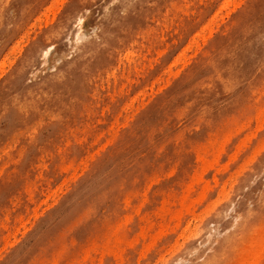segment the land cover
<instances>
[{
    "label": "rangeland",
    "instance_id": "obj_1",
    "mask_svg": "<svg viewBox=\"0 0 264 264\" xmlns=\"http://www.w3.org/2000/svg\"><path fill=\"white\" fill-rule=\"evenodd\" d=\"M4 1L0 264H165L264 166V50L250 56L264 0H103L114 26L104 35L93 0ZM82 13L58 59L56 34ZM44 47L30 87L62 64L93 63L82 88L73 77L74 96L52 106L18 86ZM262 184L246 213L227 214L200 264H264Z\"/></svg>",
    "mask_w": 264,
    "mask_h": 264
},
{
    "label": "bare ground",
    "instance_id": "obj_2",
    "mask_svg": "<svg viewBox=\"0 0 264 264\" xmlns=\"http://www.w3.org/2000/svg\"><path fill=\"white\" fill-rule=\"evenodd\" d=\"M108 4L111 2H114L115 0H105ZM231 1V0H230ZM229 1V3H230ZM234 2V1H233ZM225 3V1H224ZM238 3V2H237ZM234 2V4H237ZM9 1H4L3 5L0 7L1 10L5 9V6H8ZM227 6H231V3L228 4L226 2ZM227 6H225L222 8H227ZM234 6V5H233ZM220 7V8H221ZM103 0L100 2V0H93L92 4H91V8L90 10H92V17L95 20V29H96V33L98 34H105L107 31H113V25L109 22H106L105 19L103 18ZM235 8V7H234ZM230 10V9H229ZM234 10V9H233ZM219 11V10H218ZM215 13V15H217V12ZM223 11V9H222ZM226 11V10H225ZM228 12V11H227ZM229 13V12H228ZM219 14V13H218ZM230 14V13H229ZM7 17H9L7 14H5ZM223 15V14H222ZM85 14L82 13L81 16H76L73 14H70V18L68 20L65 21V23L63 24V26L60 28V30L58 31V33L56 34V42L57 44L60 46L59 47V51H58V59H62L66 57V52H65V41H68L69 36L71 35L70 30L73 28L71 27L74 21V25L76 24L78 26V30H81V28L83 27V20L85 19ZM218 16V15H217ZM75 17V18H74ZM213 17V16H212ZM215 17V16H214ZM222 16L220 15V18ZM172 19V18H171ZM209 19V18H208ZM214 18H212L213 20ZM211 20V21H212ZM224 19H222L223 21ZM171 22V21H170ZM215 23V22H214ZM213 23V24H214ZM217 24V23H216ZM6 25V23H5ZM75 25V26H76ZM7 26V25H6ZM205 27V26H204ZM203 27L202 31H205L204 29L207 30V26L206 28ZM209 27V25H208ZM4 28V27H3ZM211 28V27H210ZM208 28V29H210ZM217 28V26H216ZM83 30V29H82ZM211 31V30H210ZM201 32V31H200ZM84 33V32H83ZM195 33V32H194ZM197 33V32H196ZM85 34V33H84ZM200 34V33H199ZM204 33L200 34L203 35ZM210 35V34H209ZM208 35V36H209ZM195 36L198 37L197 34H195ZM204 36V35H203ZM201 37V36H199ZM198 37V38H199ZM194 38V37H192ZM205 38V37H203ZM201 39V38H200ZM195 40V39H193ZM197 41V39H196ZM198 42V41H197ZM190 43V41H189ZM204 43V42H203ZM194 44V41H193ZM253 48L250 52V56L258 55L259 53H261L264 50V34L261 36H256V38L253 40ZM193 47V46H192ZM189 49V44L188 47ZM186 48V49H187ZM185 49V50H186ZM191 50V49H190ZM189 50V51H190ZM195 50V49H194ZM50 49L48 48H36L34 49L31 53V55L29 56L25 67H22L20 69L21 74L19 76L18 79V86H20V90L22 91H26L29 93H32L33 89H36V93L35 95L38 94V97H36V101L38 102L39 105L41 104H56L59 100L60 101H65L68 99L69 96H74V94L76 93V91L80 88H82L83 84H84V77L90 72L93 63L89 62L88 60L85 59H80V60H75L74 63L65 66V64H62V68H61V72L57 73L58 75L55 78V75L49 76V77H42V75H38V80L36 81V83L34 85L30 87V85L27 84L26 80L28 78V75L30 74L31 70L35 68L36 63H37V57L40 54H43V58L48 56ZM187 51V50H186ZM186 53V52H185ZM192 53V52H191ZM190 53V54H191ZM187 54V53H186ZM196 54V53H195ZM140 55V54H139ZM254 55V56H255ZM134 53L130 51V53L127 54L126 58L130 61V62H135L134 58ZM185 55H183L182 58H184ZM192 56V55H191ZM45 57V58H46ZM125 57V56H124ZM186 58V57H185ZM124 59V58H123ZM184 60V59H182ZM176 61V60H175ZM196 61V60H195ZM194 61V62H195ZM189 63V62H188ZM187 63V64H188ZM64 65V67H63ZM173 67V66H172ZM167 68V67H166ZM168 69V68H167ZM172 69V68H171ZM180 70V69H179ZM25 71V72H24ZM169 71V70H168ZM177 71V70H176ZM174 72V71H173ZM171 72V73H173ZM123 73V72H122ZM174 74V73H173ZM178 74V73H177ZM170 76V75H169ZM74 77L75 80V84L73 85V89H70V87L68 86V81H70V79H72ZM69 78V79H67ZM129 79V76H128ZM168 79V78H167ZM157 81V80H156ZM154 83V82H153ZM123 89V88H122ZM120 90V89H119ZM151 92H152V88H151ZM143 100V99H142ZM66 102V101H65ZM50 105V106H52ZM31 107V106H29ZM126 108L128 111H133L135 108V100L133 98L132 101L127 102L126 104ZM125 109V108H124ZM123 109V110H124ZM25 110V109H24ZM23 113V112H22ZM25 113H27V111H25ZM120 115V114H119ZM134 115V114H133ZM118 118V117H117ZM114 122V121H113ZM113 125V123H112ZM113 127V126H112ZM111 128H109L110 130ZM108 143V142H107ZM107 145V144H105ZM104 145V146H105ZM99 150V149H98ZM93 158V157H92ZM219 158V157H218ZM204 160V158H203ZM81 163H83V159H81ZM81 165V164H80ZM85 166V165H84ZM79 168V167H78ZM85 168V167H84ZM83 168V170H84ZM3 170V169H1ZM77 170V168L75 169V171ZM82 170V171H83ZM74 171V172H75ZM77 172V171H76ZM199 172V171H198ZM203 173V172H202ZM240 172H238L239 174ZM157 175V173H156ZM198 176V174H197ZM204 176V174H203ZM200 177V176H199ZM202 177V176H201ZM231 178V177H230ZM264 178V166H259L258 168H256L251 175H249L247 177V179L245 180V182L242 184V186L239 188V191L236 193L239 197L237 198L236 194H235V198L230 200L228 202V204H226L218 213H215L214 215H211V219L208 222H203L201 225L199 226H195L196 228H193L189 230V234H191L189 240L186 242V245L184 247H180L176 254L172 257V259H170L169 261H166L165 264H177V262H180L182 264H200V260L202 257L206 256L207 251H205V246L209 244V246L211 244H215L214 242V237L216 235V233H222V230H226V217L227 214L234 210L236 212L237 216L243 215L244 213H246V211L249 208V203L253 200H255V196L252 195L251 189H260L263 184H262V179ZM215 180V178H214ZM228 180V178H227ZM233 181V180H232ZM208 182V181H207ZM227 183V181H226ZM225 183V184H226ZM224 184V186H225ZM234 184V182H233ZM232 184V185H233ZM208 186V185H207ZM223 186V187H224ZM233 187V186H231ZM205 189V188H204ZM191 191V190H190ZM193 194V192H192ZM205 194V192H204ZM224 196V195H222ZM192 204V203H191ZM216 205V204H215ZM212 207V206H210ZM212 210V209H211ZM241 217H239L238 219H240ZM200 219V218H199ZM187 224V223H186ZM190 224V223H189ZM188 225V224H187ZM197 225V224H196ZM189 226L185 227L184 229H188ZM187 232L181 233V234H185ZM188 233L186 235H188ZM188 237V236H187ZM183 241V240H182ZM186 241V240H185ZM184 243V242H183ZM221 242H218L217 244H220ZM178 244V242L176 241V245ZM175 245V246H176ZM261 245V244H260ZM260 247V246H259ZM175 248V247H174ZM260 248H264V246L260 247ZM262 251V249L260 250ZM259 255V252H257ZM256 253V255H257ZM262 253V252H261ZM260 253V254H261ZM255 257H253L254 259L258 257V255ZM251 256H253V254H251ZM252 258V257H251ZM254 261V260H253ZM257 261V260H256ZM56 262V261H54ZM249 262V260H248ZM55 264V263H53Z\"/></svg>",
    "mask_w": 264,
    "mask_h": 264
}]
</instances>
